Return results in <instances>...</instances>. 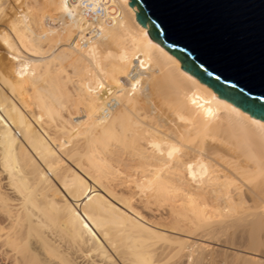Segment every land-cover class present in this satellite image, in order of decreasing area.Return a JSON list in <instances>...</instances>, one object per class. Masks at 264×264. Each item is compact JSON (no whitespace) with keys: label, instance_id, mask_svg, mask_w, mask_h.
<instances>
[{"label":"bare ground","instance_id":"obj_1","mask_svg":"<svg viewBox=\"0 0 264 264\" xmlns=\"http://www.w3.org/2000/svg\"><path fill=\"white\" fill-rule=\"evenodd\" d=\"M114 1V23L79 47L67 0H0V251L10 264H264V121ZM125 65L143 74L135 94L97 89Z\"/></svg>","mask_w":264,"mask_h":264},{"label":"water","instance_id":"obj_2","mask_svg":"<svg viewBox=\"0 0 264 264\" xmlns=\"http://www.w3.org/2000/svg\"><path fill=\"white\" fill-rule=\"evenodd\" d=\"M128 5L182 70L264 121V0H129Z\"/></svg>","mask_w":264,"mask_h":264},{"label":"built area","instance_id":"obj_3","mask_svg":"<svg viewBox=\"0 0 264 264\" xmlns=\"http://www.w3.org/2000/svg\"><path fill=\"white\" fill-rule=\"evenodd\" d=\"M67 3L76 9L85 24L83 34L74 41L79 47L96 41L102 34V28L113 24L120 12L114 0H67Z\"/></svg>","mask_w":264,"mask_h":264},{"label":"snow or ice","instance_id":"obj_4","mask_svg":"<svg viewBox=\"0 0 264 264\" xmlns=\"http://www.w3.org/2000/svg\"><path fill=\"white\" fill-rule=\"evenodd\" d=\"M133 59H135V57H133ZM139 68H145L144 61L141 60L139 62ZM136 71L137 69L135 65H125L119 70V77H123V81H121L115 74H113V76L111 77L102 76L101 79L97 82V89L101 91H108V89L111 88L113 85H115L117 88H120L121 84H125L126 90H128L130 94H135L138 88L141 87L143 79V74L141 73L139 76H137ZM109 80L111 81L110 83ZM192 103H196L195 99L192 101ZM261 107L264 108V105H262ZM253 123H256L259 128L264 130V123L257 121H253ZM154 147L156 146L154 145ZM176 151H178L177 148L171 147V150L168 152V155L171 156ZM161 155H163V153H161ZM85 227H87V225H85Z\"/></svg>","mask_w":264,"mask_h":264},{"label":"rangeland","instance_id":"obj_5","mask_svg":"<svg viewBox=\"0 0 264 264\" xmlns=\"http://www.w3.org/2000/svg\"><path fill=\"white\" fill-rule=\"evenodd\" d=\"M0 264H10L9 258H7L2 251H0Z\"/></svg>","mask_w":264,"mask_h":264}]
</instances>
